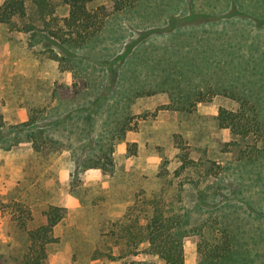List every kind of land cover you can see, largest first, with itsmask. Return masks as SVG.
Returning <instances> with one entry per match:
<instances>
[{"label":"rangeland","instance_id":"374dc122","mask_svg":"<svg viewBox=\"0 0 264 264\" xmlns=\"http://www.w3.org/2000/svg\"><path fill=\"white\" fill-rule=\"evenodd\" d=\"M58 52L0 23V264H24L49 204L66 214L45 264H165L127 236L155 205L189 213L188 228L209 222L208 239L239 235L264 264V130L242 138L216 120L239 96L264 105V0H141ZM210 58L218 67L198 74ZM198 244L184 238V264H202Z\"/></svg>","mask_w":264,"mask_h":264},{"label":"trees","instance_id":"16d2710c","mask_svg":"<svg viewBox=\"0 0 264 264\" xmlns=\"http://www.w3.org/2000/svg\"><path fill=\"white\" fill-rule=\"evenodd\" d=\"M101 1L112 4V12H122L136 7L141 0H4L0 4V23L10 31H18L34 35H42L55 43L61 52L53 53L54 59H59V54H67L71 49L82 48L89 40L96 37L104 28L106 20L112 12ZM101 3V4H100ZM65 7L67 13L59 17L57 8ZM66 52V53H65ZM129 51H127L128 53ZM125 53V54H127ZM124 57V56H123ZM218 62L207 60L208 68H202L198 74H206L218 67ZM214 64L213 66H210ZM174 74L179 78H187L192 71L176 67ZM232 70V69H231ZM187 76V77H186ZM230 85V82L228 83ZM225 87L224 91L232 96L234 88ZM242 92V91H241ZM249 93V92H247ZM242 92L240 94H247ZM241 103L240 111L234 112L221 108L216 120L220 128H228L234 134L242 138L248 137L250 130L254 129L258 134L264 130V105L255 101L250 106L249 99L237 97ZM194 105V104H193ZM169 107V106H168ZM30 121L28 124H33ZM4 126L3 117L0 115V129ZM41 129L28 131V140L32 143L34 150H39V139L37 134ZM179 144V143H178ZM264 152V149L261 151ZM187 152L179 153L183 171L188 168L192 161L187 158ZM99 166H84V168ZM218 193H214V195ZM204 193L200 194L201 206L207 203ZM2 203H0L1 206ZM66 211L64 207L49 204L41 212V223L35 228L28 230L29 247L24 255V264H45L47 259V246L56 242L54 228L63 220ZM31 217V215H29ZM32 218V217H31ZM215 222V221H214ZM209 222H203L193 228H188L189 213L176 210H165L155 205L149 211L146 223L142 225L138 234L128 231V238H138L146 242L147 253L157 255L165 264H184L183 240L188 235H196L199 239L198 252L202 264H251L250 252L243 249L244 242L239 241V235L232 234L226 229L221 235H210ZM213 233H211L212 235Z\"/></svg>","mask_w":264,"mask_h":264}]
</instances>
